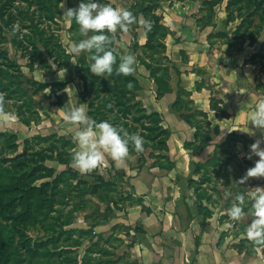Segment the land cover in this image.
<instances>
[{
	"label": "crops",
	"instance_id": "crops-1",
	"mask_svg": "<svg viewBox=\"0 0 264 264\" xmlns=\"http://www.w3.org/2000/svg\"><path fill=\"white\" fill-rule=\"evenodd\" d=\"M157 13L163 15L171 33L164 40L167 59L157 61L153 68L158 69V75H165L171 91L160 95L150 69L140 60L136 48L146 50L148 41L144 25L137 21V27L117 29L112 34L117 36L115 51L119 57L129 52L136 56L138 100L149 113L160 114L163 126L171 131L165 153L173 164L161 169L153 167L154 160L148 159L147 172L138 168L135 160L132 162L130 154L116 160L105 153L106 168L124 175L130 181L127 190L144 197L150 209L145 211L141 205L123 210L113 207L117 212L115 223L144 225L138 244L143 264H264L263 248L256 247L254 254L242 249L240 241L246 235L230 230L234 222L222 221V212L212 217L199 216L195 211V189L189 184L196 176V164H206L214 157L224 159L232 133L246 138L245 143L237 142L234 151L247 156L253 164L259 159L256 155L249 158L247 153L256 139L264 140V130L249 118L256 103L264 99V72L248 61L253 52L246 48L235 50L236 45L215 39V25L203 23L196 10L182 3L166 7L161 0ZM162 68H168V73L160 71ZM213 99L220 102L227 117L212 109ZM202 139L206 145L198 152L187 147L188 143L201 145ZM166 238L171 244H164Z\"/></svg>",
	"mask_w": 264,
	"mask_h": 264
},
{
	"label": "rangeland",
	"instance_id": "rangeland-1",
	"mask_svg": "<svg viewBox=\"0 0 264 264\" xmlns=\"http://www.w3.org/2000/svg\"><path fill=\"white\" fill-rule=\"evenodd\" d=\"M227 1L223 0V3L216 7L214 18L210 17L204 0H163V4L169 7L175 3H182L183 6L196 10L197 14L202 15L200 20L203 23L208 21L215 25V39L223 41L221 34L233 33L239 24V20L229 26L225 24ZM62 2L63 12L68 7L79 4V0H62ZM108 2L114 6L129 9L133 4V0H108ZM8 7L6 5V8ZM19 9L25 13L29 11L32 16L33 9L29 10L27 5H20ZM38 12L35 18L39 22L43 11L41 15ZM20 15L22 18L28 17L27 14ZM22 18L17 21L20 22L23 30L27 29L23 31V35L29 34L33 20H22ZM41 20L55 30L59 42L72 56L68 67L60 69L58 64L54 63L53 58H50L43 50V55L38 57L37 62L44 61V63L42 66L35 67V71L31 72L28 57H23L25 53L12 39V35H9L8 41L1 45L8 51L11 59L18 61L21 65L27 80L33 79L40 84H45L46 87L41 89L39 85L24 81V90L37 103V114L35 115L18 113L17 105L12 108L10 105L12 102L6 100L5 107L7 110L15 111L17 118L10 122L0 119V133L7 135L0 140V148L3 150L0 159H8L5 162L6 165H20L21 160L28 157L29 153L41 152L47 157L45 161H38V164L45 167L44 173L47 177L34 180L32 186L40 187L41 184L50 183L45 186V192L48 194L55 192L50 211L48 210L50 205L46 204L42 206L44 208L42 211H35L30 215L25 210L24 213L19 212L21 205H16L6 214V217L0 218V225L7 226L5 233L9 235L10 243H7V246L17 245V249L12 250V263L10 264H143L138 244L141 233L145 231L144 225L141 222L129 225L115 223L117 212L113 208L112 200L118 201L120 207L127 209L128 201L121 200V196L129 192L127 188L130 181L114 169L106 168L104 163L91 171H81L71 163L72 152L77 147L72 137L78 126L65 122L60 108L65 104L75 106L82 103L81 94L84 91V85L78 71L84 61L90 64L91 56L86 51L75 53L70 49L73 42L83 38V34L79 32V25L75 20H70L65 16L63 20L56 22L47 18ZM263 42L264 31L253 49L250 48L248 41L245 44L244 40L239 39L236 41L235 50L246 48L247 52L255 53ZM136 49L143 62H150L153 65L157 61H165L162 56H156L139 46ZM263 64L264 59H260L256 66L261 68ZM8 77L6 71H0V78L8 80ZM85 105L89 112L88 105ZM10 141L14 145L6 144ZM147 150L148 155L151 149ZM129 154L138 168L149 171L147 163L142 165L141 155L130 152ZM148 159L152 160V158ZM253 165L247 156L230 149L226 150L222 162H206V168L202 170V174L194 176L193 179L196 182L204 178L201 187L208 189L210 194H214L215 200L219 199L220 206L215 208L214 213L222 212L221 216L227 215L225 205L238 191H247V187L257 185L264 186V176L248 177L246 181L240 183V178ZM36 166L35 163H30L27 171H31ZM197 166L198 164L195 165L194 170ZM18 169L21 170V167ZM204 173L206 175H203ZM64 174L65 176L58 180L54 187V181ZM98 175H103L106 180L114 182V185L109 186L98 181L96 178ZM21 176L22 179L28 181L31 179V173H25V171H22ZM197 202L200 203L198 200ZM204 204L208 206L206 202ZM146 209H149L147 205ZM191 211L193 209H190ZM195 211H198L199 216L208 217L205 210L195 208ZM248 220L249 216H245L240 221L245 226ZM228 221L235 222L231 218H228ZM242 224L236 226H242ZM245 229L239 227L234 232ZM164 244H171V242L166 238ZM11 247L13 249V246Z\"/></svg>",
	"mask_w": 264,
	"mask_h": 264
},
{
	"label": "trees",
	"instance_id": "trees-1",
	"mask_svg": "<svg viewBox=\"0 0 264 264\" xmlns=\"http://www.w3.org/2000/svg\"><path fill=\"white\" fill-rule=\"evenodd\" d=\"M61 3L62 0H0V71H6L9 76L8 80L0 78V91L6 93V100L12 102L10 104L12 108L17 105V111L20 114H37V103L29 97L24 90V81L26 80L33 85H39L41 89H44L46 86L33 79L27 80L21 65L18 61L12 60L8 51L1 45L8 41L9 35H12V39L19 44V48L25 53L23 57H28L31 72L35 71V67L42 66L44 63V61L37 62L38 57H42L43 50L47 52L50 58H53L54 63L58 64L60 69L68 67L72 56L67 53V50L59 42V37L55 35V30L45 25L41 20L42 18H47L53 22L63 20ZM204 3L210 17L214 18L216 16V7L221 5L223 0H204ZM6 5L9 7L6 8ZM20 5H27L29 10L33 9L32 16L29 11L26 13L20 11ZM160 8L161 0H133V4L130 7L138 19L142 16L152 21L153 26L151 30L146 31L148 36V41L145 45L146 51L152 52L155 55H160L166 60L167 57L164 56L166 52L164 40L167 35L171 33V30L164 24L163 15L157 13ZM41 11H43V15L38 22L35 16H37V12L41 15ZM226 13L227 18L225 24L227 26L238 20L239 24H237L233 32L234 36L231 37L228 32H225L221 34V39H224L231 46L236 45V41L239 39L244 40V43L248 41L251 46H255L264 31V0H228L226 4ZM20 14H27L28 17L22 18ZM20 18H22V20H33L31 24L32 29L29 34L21 36L20 32L12 31L14 23ZM134 23L131 26L137 27L138 24ZM21 31H23V27H21ZM110 35L114 37L110 46L116 53L115 42L117 36L112 33H110ZM116 55L118 64L119 55L117 53ZM260 59H264V42L259 49L250 56L248 61L257 65ZM145 63L158 85V93L161 95L171 91V87L165 75H158L157 68H153L152 64ZM260 69L264 72V64ZM160 71L168 73V68H162ZM78 74L84 85V91L81 94V102L88 105L89 115L97 120L110 119L113 123L127 128L130 132L140 131L141 135L145 137L143 151H137L134 145L130 144L129 152L141 155L142 165L148 162V158H152L154 160L152 164L153 167L158 166L161 169L171 168L173 163L165 153L167 151V143L171 136V131L163 126V119L160 114L149 113L144 108L141 101L138 100L137 91L139 89V83L136 72L134 71L127 75L118 73L114 65V71L111 75L107 77L98 76L91 73L89 63L84 61L79 68ZM198 88H201V86L198 85ZM219 103L220 102L213 99L212 109L219 111L223 117H227V114L220 107ZM109 105H111V107H109ZM199 115L206 117V114L202 112H200ZM199 128L198 126V137L200 135ZM6 136V134L0 133V140L2 137L4 138ZM202 136L204 138L206 135L203 134ZM240 141L245 143L246 138L237 133L230 134L228 136L227 150H235L234 147H236L237 142ZM2 143L5 144L3 141ZM8 143H12V141L6 144ZM11 145H14V143ZM205 145L206 140L202 139L201 145L188 143L187 147H193L194 151L198 152L201 148L205 147ZM148 148L151 149V151H149L147 155L146 151H148ZM2 151V148H0V154H2ZM223 153H226V151ZM46 157L47 156L42 155L39 151L32 152L29 153L28 157L21 160L20 165H6L5 162H7L8 159H0V218L6 217V214L16 205H21L19 212L24 213L23 211L25 210V212L27 214L30 213V215L35 211H42L44 209L42 206L46 204L50 205L48 210H51L55 192H52V194L45 192V186L50 185V183L41 184L40 187L32 186L34 180L47 177V174L44 173L46 170L45 167L38 164V161H45ZM223 160L222 157H214L210 162H222ZM30 163H35L37 166L32 168L31 171H27ZM18 167H21V170H19ZM205 168L206 164H198L194 173L202 174V170ZM22 171L31 173V179L29 181L22 179ZM203 175L206 174L204 173ZM63 176H65V174L59 176L57 180L54 181V187ZM96 178L106 185H114V182L106 180L103 175H98ZM202 179L204 178H201L199 182H196L195 179H191L189 184L195 189L196 198L200 202L198 204V209L205 210L207 216L212 217L214 215V210L206 206L204 202L217 208L220 206L219 199L216 198L217 200H215L214 194H210L208 189L201 187L203 184ZM232 199L233 198H230L226 203L225 207L227 209L231 206ZM121 200L128 201L129 206L141 205L143 210L150 211L146 209L144 203L145 199L142 196H136L128 192L125 196H121ZM112 203L116 209H124L118 205V201L112 200ZM228 218L230 219L228 214L221 216L222 221L228 220ZM238 224H242L241 221H235L230 230L234 231L239 227L241 229L246 228L245 224V226H243V224L242 226H236ZM6 227L7 226L0 225V264L12 263V250L17 249V245L14 244L7 246V243H9V235L5 233ZM242 233H245V230L236 232L238 235ZM11 246H13V249ZM240 247L242 249H247L251 254L257 252L256 247H262L264 252V245H256L248 237L241 239Z\"/></svg>",
	"mask_w": 264,
	"mask_h": 264
},
{
	"label": "clouds",
	"instance_id": "clouds-1",
	"mask_svg": "<svg viewBox=\"0 0 264 264\" xmlns=\"http://www.w3.org/2000/svg\"><path fill=\"white\" fill-rule=\"evenodd\" d=\"M63 15L70 20L74 19L79 25L83 38L73 42L70 51L90 53L91 73L107 77L113 73L114 65L118 73L127 75L135 71L136 56L131 52L121 54L117 64V55L110 46L114 37L110 33H115L117 29L127 31L137 21L145 26L146 31L151 30L153 25L149 18L138 19L131 9L114 6L108 0H79L78 6L68 7ZM12 31L20 32L23 36V31L27 29L21 31V25L17 21ZM5 104L6 93L0 91V119L5 122L14 121L17 113L7 110ZM60 109L65 122L78 126L72 137L77 145L71 159L75 168L91 171L104 162L105 153L116 160L124 159L129 154L130 144L137 151H143L145 137L140 131L130 132L110 119L97 120L89 115L84 103L75 106L65 104ZM249 121L264 130V99L256 103L254 110L250 112ZM250 148L248 157L256 155L259 159L247 169L246 174L240 178V183L248 177L264 176V140L256 139ZM227 214L234 221L249 216L246 236L256 245H264V186L257 185L247 187V191H238L227 209Z\"/></svg>",
	"mask_w": 264,
	"mask_h": 264
}]
</instances>
